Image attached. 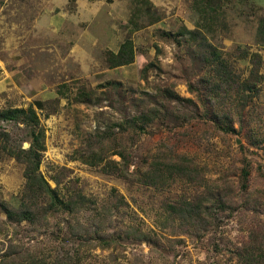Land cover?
<instances>
[{"label": "rangeland", "instance_id": "374dc122", "mask_svg": "<svg viewBox=\"0 0 264 264\" xmlns=\"http://www.w3.org/2000/svg\"><path fill=\"white\" fill-rule=\"evenodd\" d=\"M49 1L0 0V108L32 105L37 111L45 130L39 169L51 187L56 186L55 176L62 188L70 186L101 202L115 189L128 206L124 216L101 220L102 230L116 237L107 248L71 235L69 220L54 213L41 227L27 222L5 226L1 252L15 244L49 264L66 252L80 256L71 264H235L233 253L243 246L250 228H264V47L256 42L264 0H222L207 18L198 0H159L160 7L147 3L142 10L138 0V9L117 11L120 16L108 21L120 23L117 43L133 40L134 62L110 68L101 41L93 47L91 64L86 60L84 73L76 58L54 55L55 47L65 50L57 37L33 26L41 5L49 8ZM213 49L221 52L223 69L231 64L244 78L250 68L245 51L259 52V93L235 95L223 108L208 99L201 79ZM153 111L156 117L141 131L131 124ZM3 127L13 143L28 148L29 131L22 124ZM102 147L108 149L104 162L124 165L120 151L131 172L156 156H188L203 167L206 185L173 180L166 186H146L81 160ZM23 183V165L0 156V206L17 208ZM206 187L229 189L228 206L207 201L212 209L204 226L171 219L167 203L183 196L198 198ZM91 216V210L84 211L81 223L94 222ZM4 220L0 207V222ZM130 225L145 237L127 236Z\"/></svg>", "mask_w": 264, "mask_h": 264}, {"label": "trees", "instance_id": "16d2710c", "mask_svg": "<svg viewBox=\"0 0 264 264\" xmlns=\"http://www.w3.org/2000/svg\"><path fill=\"white\" fill-rule=\"evenodd\" d=\"M222 0H198L202 5V14L209 17L220 7ZM212 21L215 19L211 18ZM194 37V32L183 28ZM180 35V34H178ZM256 42L264 47V14L259 17L256 26ZM245 57L249 61V72L244 78L231 64L223 69L219 61L222 54L216 49L210 51L206 64L208 71L201 79V85L207 90L208 99L217 103V106H223L231 100L232 97L244 95H256L259 93L262 74L260 67L262 56L259 52L245 51ZM135 49L132 39H126L119 46L117 52L106 51V60L110 68L128 65L134 62ZM144 67L143 70H146ZM83 94V93H82ZM217 108V107H216ZM224 120L228 117L223 112L220 113ZM220 114L214 111V115L220 117ZM157 112H148L145 115L133 118L131 124L141 131L148 122L156 117ZM9 123L22 124L29 131L30 142L28 148H23L21 144H15L12 135L3 125ZM45 150V130L40 121V117L32 105L27 107H3L0 108V156H7L15 159L23 165L24 183L20 193V203L17 208L10 205L1 204V210L5 215V220L0 222V233L5 226H17L22 222L32 225L44 226L43 220H49L54 213H61L65 220H69L68 226L71 229V235L80 237L82 241L94 243V247L107 248L116 242L113 233H105L103 221L114 216L119 217L126 214V202L123 195L115 189L110 192L108 200L98 201L97 198L87 196L80 190L72 189L70 186H60L61 182L57 177H52L56 186L51 187L39 167ZM104 150L100 148L83 155L81 160L89 165H101L103 171H115V173L125 180L137 181L146 186H166L173 180H184L189 184L204 183L203 167L191 160L188 156H180L176 160L167 159L165 156H156L144 168H137L129 171L127 158L122 152H117L124 165L109 160L104 162ZM104 162V163H103ZM108 173V172H107ZM247 168L242 169L244 179L248 177ZM245 189L246 184L242 182ZM209 188V187H206ZM229 189L218 192L208 189L198 198L180 197L174 202L165 205L166 210L172 220H180L182 223H188L195 226H204L210 208L207 201L213 206L224 208L228 206L225 197L229 195ZM206 194V195H205ZM87 209L92 211L90 220H95L89 225L81 223L82 215ZM4 233V232H3ZM126 235H139L142 230L135 226H129L126 229ZM0 247V264H49L45 257L36 256L32 253H26L20 250L18 246L9 245L4 252ZM236 259L235 264H264V228L263 226H253L243 246L234 251ZM78 253L70 254L66 252L62 259H54L50 264H71L79 260ZM231 260V259H230ZM224 264H232L230 261Z\"/></svg>", "mask_w": 264, "mask_h": 264}, {"label": "crops", "instance_id": "0c3cea01", "mask_svg": "<svg viewBox=\"0 0 264 264\" xmlns=\"http://www.w3.org/2000/svg\"><path fill=\"white\" fill-rule=\"evenodd\" d=\"M44 1V0H41ZM144 1H146L144 3ZM140 0L142 5L148 7H160L159 0ZM119 2V4H117ZM138 0H50L49 8L41 5L34 20V27L38 31L53 35L63 44L65 49L59 52L55 49L54 55L66 58H76V63L84 73L85 62L89 59L92 51L103 42L106 50L117 52L124 41L117 43L118 26L108 24L109 17L120 16L117 11H134L138 9ZM155 24V23H153ZM188 27V26H187ZM87 64V63H86ZM89 67V65H87ZM117 68V67H115Z\"/></svg>", "mask_w": 264, "mask_h": 264}]
</instances>
